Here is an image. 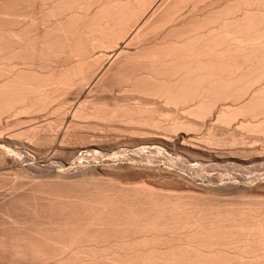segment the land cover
Listing matches in <instances>:
<instances>
[{
    "label": "bare ground",
    "instance_id": "bare-ground-1",
    "mask_svg": "<svg viewBox=\"0 0 264 264\" xmlns=\"http://www.w3.org/2000/svg\"><path fill=\"white\" fill-rule=\"evenodd\" d=\"M0 264H264V0H0Z\"/></svg>",
    "mask_w": 264,
    "mask_h": 264
},
{
    "label": "rangeland",
    "instance_id": "rangeland-1",
    "mask_svg": "<svg viewBox=\"0 0 264 264\" xmlns=\"http://www.w3.org/2000/svg\"><path fill=\"white\" fill-rule=\"evenodd\" d=\"M86 88L88 89V87H86ZM86 88H85V89H86ZM87 89H86V90H87ZM89 89H90V88H89ZM37 121H38V120H37ZM39 121H41V120H39ZM36 124H37V122L34 123V125H36ZM27 125H31V124H27ZM27 125H24V126H22V127H21V126H18V127H17V126H15V124H12V126H14V127L11 128L12 130H9V131H7V133H6V132H5V133L8 134V132H9V134H10V133L15 132V131H18V130L20 131V130H22L21 128L24 129V128L28 127ZM59 129H60V132L62 133V132L64 131V129H65V126H64V127H60ZM59 129H58V130H59ZM13 130H14V131H13ZM61 130H62V131H61ZM92 130H93V129H89V131H88L89 133H88V132L84 133L85 136L83 135V132H81L82 135H81V134H80V135H81V137L84 136V138L82 137V138H83V139H82L81 137H78V138H77L78 140H74L73 142L75 143V142L77 141V143H78L79 140H80V142H84V141L86 142V141H88V140H90V141H88V142H93V141L98 142V140H99L100 138H101V140H103L102 138H103V136L105 135L104 132H103V130H102V133L100 132V129L97 130V131L95 130L94 133H93ZM85 131H87V130H84V132H85ZM90 131H92V133H90ZM98 133H99L100 135H99ZM9 134H8V135H9ZM80 135H79V136H80ZM86 135H88V136H89V135H90V136L92 135V137H88V136H86ZM61 136H62V135H61ZM93 136H94V138H93ZM116 136H117V135H115V136L113 135L112 137H116ZM80 138H81V139H80ZM85 138H86V140H84ZM90 138H91V139H90ZM97 138H98V140L96 141ZM118 138H122V140H123V139L126 140L127 137L124 136V135H122V136H119ZM87 139H88V140H87ZM81 140H82V141H81ZM91 140H93V141H91ZM119 140H120V139H119ZM58 141H59V142H58L57 144H55L54 146H53V144H52L51 141H50V142L47 141L48 144L51 143L50 145H47V142H45L44 145L49 146V147L45 148V149H47V150H46L45 153H44V151H42V150H44V149H43V148L45 147V146H44V147L41 149V151H40L39 153L41 154V153L43 152V154H46V157L44 156V158H45V159H44V158H43V155H40V154H39L40 156H42V158H41V157H40V158H41V159H44L45 161H47L46 158H47L49 161H52V159H53V161H55V163H56L58 160L60 161L62 158H64V156H63L62 154H60L59 151L55 148V146L58 145V144L60 143V140H58ZM123 141H124V140H123ZM80 142H79V143H80ZM85 142H84V143H85ZM52 147H53V148H52ZM50 151H51V152H50ZM52 151H53V152H52ZM35 153L38 154L37 152H35ZM47 154H48V155L50 154V155H49V158L51 157L52 159H51V158L49 159V158L47 157ZM34 157H35V156H34ZM35 158L38 160V159H39V156L36 155ZM41 159H39V160L42 161ZM56 160H57V161H56ZM53 161H52V162H53ZM42 165H44V163H42ZM3 173H7L6 176L8 177V176H9L8 173H11V171H10V170H9V171L6 170V171H4ZM9 177H13V178H14L13 175H10ZM9 177H8V178H9ZM10 179H11V178H9V180H10ZM12 181H13V179L11 180V182H12ZM15 181H16V179H14L13 183H14ZM17 182H18V181H17ZM17 182H15V183H17ZM25 182H27V181H25ZM15 183H14V184H15ZM9 184H10V183H9ZM10 185H13V184L11 183ZM10 185H8V186L10 187ZM8 186L5 187L6 190H5V189H4V190L2 189V190H3V191H9V190H7V187H8ZM9 187H8V188H9ZM166 187H167V189L169 188L168 186H165V188H166ZM9 189H10V188H9ZM169 189L172 190V189H173V186H172V188H169ZM174 189H175V188H174ZM176 189H177V187H176ZM178 189H179V188H178ZM2 190H1V191H2Z\"/></svg>",
    "mask_w": 264,
    "mask_h": 264
}]
</instances>
